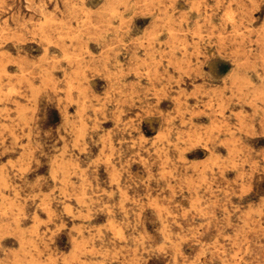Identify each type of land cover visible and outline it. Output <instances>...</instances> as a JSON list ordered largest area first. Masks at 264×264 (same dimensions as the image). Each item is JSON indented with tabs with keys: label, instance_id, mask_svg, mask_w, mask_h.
I'll use <instances>...</instances> for the list:
<instances>
[{
	"label": "rangeland",
	"instance_id": "obj_1",
	"mask_svg": "<svg viewBox=\"0 0 264 264\" xmlns=\"http://www.w3.org/2000/svg\"><path fill=\"white\" fill-rule=\"evenodd\" d=\"M0 264H264V0H0Z\"/></svg>",
	"mask_w": 264,
	"mask_h": 264
}]
</instances>
